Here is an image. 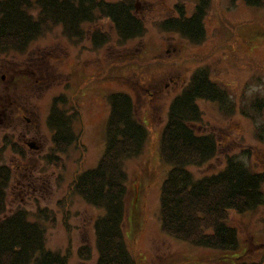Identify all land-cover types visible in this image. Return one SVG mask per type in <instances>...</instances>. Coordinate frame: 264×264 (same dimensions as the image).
I'll return each mask as SVG.
<instances>
[{
  "label": "rangeland",
  "instance_id": "1",
  "mask_svg": "<svg viewBox=\"0 0 264 264\" xmlns=\"http://www.w3.org/2000/svg\"><path fill=\"white\" fill-rule=\"evenodd\" d=\"M132 1L147 29L142 39L119 45L113 25L104 19L93 29L111 38L102 49H95L89 37L82 43L70 41L61 27H54L26 53L0 54V109H13L0 121V165L11 167L13 174L8 214L20 207L34 215L48 210L56 222L47 224L46 247L70 255L68 264L95 263V251L92 260L83 262L77 250L94 244V223L104 210L85 203L70 186L104 155L108 97L126 93L148 135L143 153L123 165L129 177L125 232L134 238L129 239L131 252L139 264H223L218 252L163 233L160 195L170 166L161 160L160 138L172 101L197 70L207 69L229 103L222 107L198 102L203 112L198 133L214 134L220 150L208 164L189 170L196 177L217 173L228 155H237L251 172L264 173V3L253 7L245 0ZM178 5L187 17L204 6L206 36L201 43L161 31L159 24L176 17ZM61 94L76 102L80 117L75 124L77 142L57 152V167L47 160L54 149L47 118L53 99ZM261 190L264 194V184ZM230 218L243 241L238 252L242 259L264 264V205L245 214L231 213Z\"/></svg>",
  "mask_w": 264,
  "mask_h": 264
},
{
  "label": "trees",
  "instance_id": "2",
  "mask_svg": "<svg viewBox=\"0 0 264 264\" xmlns=\"http://www.w3.org/2000/svg\"><path fill=\"white\" fill-rule=\"evenodd\" d=\"M245 1L253 7H261L264 3L263 0ZM135 9L132 0L116 3L105 0H0V54H24L54 27H61L70 41L82 43L89 37L95 49H102L111 38L108 33L93 29L104 19L113 25L118 44L125 45L142 39L147 33ZM176 9V17L159 24L161 31L201 43L206 36L204 6L197 7L191 17L185 15L182 6ZM86 25L91 29L85 30ZM108 100L111 111L104 155L96 167L80 172L70 186L85 203L104 210L94 223V244L79 247L77 255L81 261L88 262L95 251L94 264H139L130 249L129 239L134 238H129L125 232V223L130 219L127 207L130 192L129 177L123 165L143 153L148 139L147 128L137 116L130 95L116 93ZM201 100L217 102L222 107L229 103L226 91L204 68L193 74L182 93L172 101L162 129L160 157L170 166L160 195L162 231L193 247L218 252L223 264H263L247 260L245 256L242 259L238 253L242 240L237 228L231 226L230 215L256 211L264 205L261 190L264 173L251 172L249 165L237 155H228L226 166L217 173L196 177L189 170L208 164L220 150V142L214 134L198 133L197 128H202L203 122L198 103ZM51 107L47 126L53 134L54 149L47 160L60 167L56 154L65 152L77 142L75 124L80 111L66 94L56 96ZM12 111L11 108L7 110L9 114ZM262 111L264 114V109ZM12 178L11 167L0 165V264H68L70 255L46 247L47 224L56 222L48 210L34 215L20 207L8 214L7 192Z\"/></svg>",
  "mask_w": 264,
  "mask_h": 264
},
{
  "label": "flooded vegetation",
  "instance_id": "3",
  "mask_svg": "<svg viewBox=\"0 0 264 264\" xmlns=\"http://www.w3.org/2000/svg\"><path fill=\"white\" fill-rule=\"evenodd\" d=\"M7 113V109H0V121H2L3 116L5 117Z\"/></svg>",
  "mask_w": 264,
  "mask_h": 264
},
{
  "label": "water",
  "instance_id": "4",
  "mask_svg": "<svg viewBox=\"0 0 264 264\" xmlns=\"http://www.w3.org/2000/svg\"><path fill=\"white\" fill-rule=\"evenodd\" d=\"M29 147H30V148H35V147H34V144H29Z\"/></svg>",
  "mask_w": 264,
  "mask_h": 264
}]
</instances>
